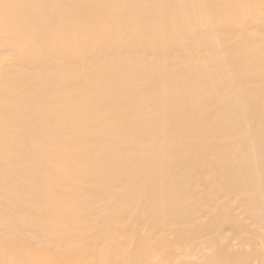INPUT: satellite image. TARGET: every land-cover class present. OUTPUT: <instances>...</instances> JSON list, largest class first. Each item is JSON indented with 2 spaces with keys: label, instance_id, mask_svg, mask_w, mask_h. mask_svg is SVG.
Returning <instances> with one entry per match:
<instances>
[{
  "label": "bare ground",
  "instance_id": "obj_1",
  "mask_svg": "<svg viewBox=\"0 0 264 264\" xmlns=\"http://www.w3.org/2000/svg\"><path fill=\"white\" fill-rule=\"evenodd\" d=\"M0 264H264V0H0Z\"/></svg>",
  "mask_w": 264,
  "mask_h": 264
}]
</instances>
